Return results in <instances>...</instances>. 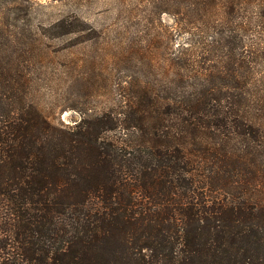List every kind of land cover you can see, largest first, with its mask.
<instances>
[{"label": "trees", "instance_id": "1", "mask_svg": "<svg viewBox=\"0 0 264 264\" xmlns=\"http://www.w3.org/2000/svg\"><path fill=\"white\" fill-rule=\"evenodd\" d=\"M148 1L188 37L167 101L67 127L29 101L47 51L0 0V264H264V0Z\"/></svg>", "mask_w": 264, "mask_h": 264}, {"label": "rangeland", "instance_id": "2", "mask_svg": "<svg viewBox=\"0 0 264 264\" xmlns=\"http://www.w3.org/2000/svg\"><path fill=\"white\" fill-rule=\"evenodd\" d=\"M16 1L23 10L22 23L47 51L43 68L28 83L27 97L53 125L74 127L84 117L105 114L120 121L121 113L146 95L167 101L188 37L171 15L156 12L150 1L81 0L77 7L72 0ZM75 11L95 30L83 44L54 34V24ZM241 17L240 24L256 20L253 15ZM215 21L222 24L225 19L220 15ZM261 32L264 40V25ZM259 71L264 73V65ZM117 136L119 132L109 135Z\"/></svg>", "mask_w": 264, "mask_h": 264}]
</instances>
